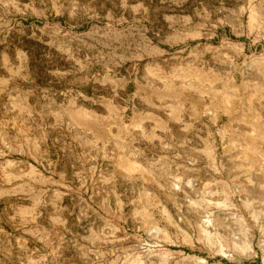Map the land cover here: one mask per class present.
<instances>
[{
  "label": "rangeland",
  "instance_id": "rangeland-1",
  "mask_svg": "<svg viewBox=\"0 0 264 264\" xmlns=\"http://www.w3.org/2000/svg\"><path fill=\"white\" fill-rule=\"evenodd\" d=\"M0 264H264V0H0Z\"/></svg>",
  "mask_w": 264,
  "mask_h": 264
},
{
  "label": "bare ground",
  "instance_id": "bare-ground-1",
  "mask_svg": "<svg viewBox=\"0 0 264 264\" xmlns=\"http://www.w3.org/2000/svg\"><path fill=\"white\" fill-rule=\"evenodd\" d=\"M189 65H190V64H189ZM189 65H188V66H189ZM186 66H187V65H186ZM188 66H187V67H188ZM191 66H192V65H191ZM190 68H191V67H190ZM187 70H188V69H187ZM190 70H192L193 73H195V74H193V75H198V76L201 75V73H199V70L196 69V68H195V69L193 68V69H190ZM190 70H189V71H190ZM197 70H198V71H197ZM191 73H192V72H191ZM197 82H198V81H197ZM222 83H223V82H221L220 85H223ZM227 83H228V82H227ZM198 84H199V83H198ZM195 85H196V84H195ZM190 86H191V85H190ZM224 86H225V85H224ZM191 87H192V86H191ZM231 87H232V86H231ZM195 88H196V87H195ZM215 88H217V87H215ZM221 88H222V87H221ZM222 89H223V88H222ZM198 90H199V89H198ZM198 90H197V91H198ZM210 90H211V88H210ZM213 90H214V87H213ZM215 90H216V89H215ZM218 90H220V89H218ZM216 91H217V90H216ZM190 92H191V90H190ZM194 92H195V91H194ZM205 92H208L207 89L205 90ZM192 93H193V91H192ZM209 93H211V91H210ZM214 93H215V92H214ZM190 94H191V93H190ZM205 94H207V93H205ZM211 94H213V93H211ZM201 96H202V95H201ZM206 96H207V95H206ZM197 97H198V96H197ZM208 97H209V96H208ZM190 98H191V97H190ZM190 98H188V99H190ZM194 98H195V97H192V99H194ZM211 98H212V96H211ZM213 98H215V97H213ZM213 98H212V99H213ZM197 99H198V98H197ZM199 99H200V98H199ZM201 99H202V98H201ZM227 99H228V98H227ZM231 99H232V98H231ZM231 99L224 101L222 105H223L224 107L228 108V109H230L229 107H231V109H232L233 107L235 108L237 105H239L238 101H233V100H231ZM190 101H191V100H190ZM207 101H208V99H207ZM199 102H200V100H198V102H197V101L195 102L194 100H192V102H190V105H191V103H192V105H196V104L199 105V104H198ZM200 104H201V103H200ZM246 104H248V103H246ZM223 109H224V108H223ZM228 109H227V110H228ZM227 110H226V111H227ZM228 113H229V112H228ZM228 113H227V114H228ZM229 116H231V115H229ZM227 117H228V115H227ZM227 117H226V118H227ZM224 118H225V117H224ZM226 120H227V119H226ZM258 147H259V146H258ZM256 149H257V148H256ZM258 149H259V148H258ZM261 149H262V148H261ZM261 154H262V153H261ZM146 163L148 164V162H146Z\"/></svg>",
  "mask_w": 264,
  "mask_h": 264
}]
</instances>
